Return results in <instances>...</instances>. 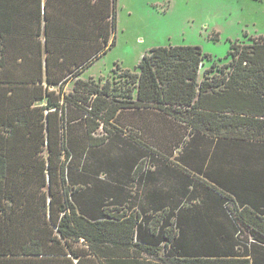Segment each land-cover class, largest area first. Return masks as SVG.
<instances>
[{
    "label": "trees",
    "instance_id": "16d2710c",
    "mask_svg": "<svg viewBox=\"0 0 264 264\" xmlns=\"http://www.w3.org/2000/svg\"><path fill=\"white\" fill-rule=\"evenodd\" d=\"M86 1L87 34L79 35L42 12L41 0H0V264H264V36L230 41L224 63L199 46L153 47L122 81L77 78L66 93L68 79L114 44L117 0ZM204 59L211 64L200 80ZM128 107L159 109L189 125L187 134L243 142L252 182L243 203L191 177L217 200L229 250L181 245L175 205L147 218L115 201L119 183L101 175L95 154ZM100 126L106 134L96 137ZM129 140L142 153L139 170L162 157Z\"/></svg>",
    "mask_w": 264,
    "mask_h": 264
},
{
    "label": "crops",
    "instance_id": "0c3cea01",
    "mask_svg": "<svg viewBox=\"0 0 264 264\" xmlns=\"http://www.w3.org/2000/svg\"><path fill=\"white\" fill-rule=\"evenodd\" d=\"M86 3V0H41L42 12L46 7L52 19L62 20L65 24L63 28L79 35L87 34V26L81 24L82 20H87ZM103 7L106 8L105 5ZM255 36H264V33L253 34ZM20 61L21 57H18L15 71ZM43 71L46 77L45 65ZM79 75L68 79L64 91L66 86L70 91L66 93L73 91ZM202 78L199 74V79ZM43 84L47 85L46 78ZM48 88L55 89L56 86ZM76 115L71 120L73 129H76L75 123L79 120ZM111 122L113 133L96 149L95 156L98 155L97 169L101 175H108L113 184L119 183L115 201L118 204L128 202L134 211L146 214L147 218L159 213L164 215L169 206L175 205L179 226L183 229L181 245L193 252H198L200 248L212 249L216 253L229 250L230 227L217 200L202 181L191 180V177L196 174L211 185L231 190L243 203V197L247 199L252 193V182L246 177L248 163L243 160V142L232 139L211 141L205 136L187 134L189 125L153 107L119 109ZM79 129L81 132L82 125ZM105 134L100 126L93 135L100 137ZM136 136L162 154L159 160L152 161L155 166H144L142 171L137 168L142 153L129 140ZM249 165L254 167V164Z\"/></svg>",
    "mask_w": 264,
    "mask_h": 264
},
{
    "label": "rangeland",
    "instance_id": "374dc122",
    "mask_svg": "<svg viewBox=\"0 0 264 264\" xmlns=\"http://www.w3.org/2000/svg\"><path fill=\"white\" fill-rule=\"evenodd\" d=\"M261 32L264 0H117L114 44L79 77L122 81L125 70L136 72L142 56L157 46H199L211 59L224 63L230 59V41L250 43L253 34ZM210 61L203 60L202 77Z\"/></svg>",
    "mask_w": 264,
    "mask_h": 264
}]
</instances>
